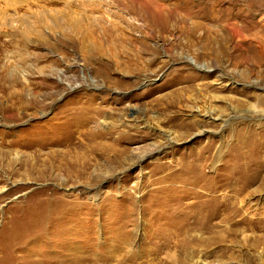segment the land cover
<instances>
[{"label":"rangeland","instance_id":"obj_1","mask_svg":"<svg viewBox=\"0 0 264 264\" xmlns=\"http://www.w3.org/2000/svg\"><path fill=\"white\" fill-rule=\"evenodd\" d=\"M119 1L0 0V264H264V0Z\"/></svg>","mask_w":264,"mask_h":264},{"label":"bare ground","instance_id":"obj_2","mask_svg":"<svg viewBox=\"0 0 264 264\" xmlns=\"http://www.w3.org/2000/svg\"><path fill=\"white\" fill-rule=\"evenodd\" d=\"M120 4V5H119ZM127 4V3H126ZM126 4H124V3H122L121 1H119L118 0V4H117V6L118 7H122L123 8V10H125V11H127L128 13H131V14H136V16H137V20H142L143 22H144V25H143V31H145V32H147L146 34H153V31H154V28L156 27V26H158V27H160L161 29H166V20H165V18H157L155 21H151L152 23H145V22H150V19H147V18H142L140 15H137V13H136V11L133 9V8H131V7H129V6H127ZM70 5V4H69ZM126 5V6H125ZM69 7H71V6H69ZM118 7H117V9H118ZM94 11V10H93ZM30 12V11H29ZM39 14V13H38ZM40 18V17H39ZM54 18V17H53ZM36 19V18H35ZM151 19H152V17H151ZM153 20V19H152ZM39 21V20H38ZM37 21V22H38ZM41 21V20H40ZM155 22V23H154ZM40 23V22H39ZM37 24V23H36ZM76 25V24H75ZM28 26H29V24H28ZM33 26V25H32ZM31 26V27H32ZM36 26V25H35ZM39 26V25H38ZM236 32H237V30H236ZM21 33V32H20ZM234 33V32H233ZM235 37H236V39L239 41V43L241 44V43H244L245 41H246V37L242 34V33H240V32H237V33H235V34H233ZM18 36H19V38L21 39V42L23 43V45H25L26 44V38H25V36H23V35H21V34H18ZM250 38V37H249ZM80 42V41H79ZM263 44V43H262ZM258 48L257 49H255V48H250V46L248 47V49H244V48H240V47H238V49H240L241 50V52L240 53H237V54H235V53H229L228 54V56H229V58H230V61H231V63L235 66V67H239V66H246V65H249V64H252V65H258V64H260L261 62H262V60H263V58H264V44H263V46L261 45V43H260V45H258L257 46ZM250 50V51H249ZM245 52V53H244ZM120 53V52H119ZM222 53H228V52H225V51H223ZM217 54V53H216ZM215 54V52L213 51V50H205V52H204V54L202 55V57H209L211 60H214V57L215 58H217V55ZM226 55V54H225ZM135 56L134 55H130V54H128V53H124V54H121L120 56H119V58H118V61H117V57H115V59H114V61H112V62H109L110 64L109 65H114V64H116L117 63V66L119 67V68H121L122 69V73H124V75L126 74V73H131L132 71H133V69H135V68H133L134 66H131L132 64H131V62H132V60H133V58H134ZM137 58V60L139 61L140 59H141V56H140V54H138V56L136 57ZM200 58V57H199ZM113 59V58H112ZM111 59V60H112ZM132 59V60H131ZM135 65V64H134ZM206 65V64H205ZM116 66V65H115ZM136 66V65H135ZM249 67H247V69H246V71H242V72H239L237 75H236V77L237 78H239V79H241V80H245V79H247V77H248V73L251 71L250 69H248ZM248 71V72H247ZM151 73V72H150ZM260 73V72H259ZM107 80V79H106ZM263 80V79H262ZM257 83V82H256ZM222 84V83H221ZM212 87H214V85L212 84V83H203V84H201L200 86H198V85H193V86H189L188 87V90H190V92H192L191 94H189V95H183V96H181V97H179V98H177V100L175 101V103L174 104H172V105H174V106H176V105H179L178 107H186L189 103H191V102H193V103H198V102H201V100H203V99H205L206 100V94H209V90L212 88ZM192 89V90H191ZM214 89L215 90H223L224 88H218V87H214ZM183 92V91H182ZM181 93V92H180ZM185 94V93H184ZM213 94H215V93H213ZM168 98V97H167ZM221 98V100H222V97H218V96H216V95H212V97H211V99H214V100H216V99H220ZM224 100H225V96H224ZM223 100V101H224ZM227 103V102H226ZM241 103V102H240ZM240 103H238V104H240ZM245 104V103H244ZM181 105V106H180ZM243 105V104H242ZM189 106V105H188ZM190 107V106H189ZM205 107V106H204ZM204 107H202V109H206V108H204ZM230 107V106H229ZM257 107V106H256ZM254 108V107H253ZM181 109H183V108H181ZM180 108H179V110H181ZM188 109V108H187ZM207 109H208V111H207V114L209 115V113L210 112H212V111H216L217 109L216 108H212L211 107V109H209V107H207ZM257 109V108H256ZM186 110V109H185ZM192 111L194 110V109H191ZM201 111V110H200ZM205 111V110H204ZM257 111V110H256ZM181 112V111H180ZM203 112V111H202ZM224 112V111H223ZM228 115H229V113H228ZM210 116V115H209ZM220 117V116H219ZM232 118V117H231ZM199 121V120H198ZM194 122H197V120H195ZM193 122V123H194ZM228 122V120L225 122V123H227ZM230 124L232 123V121H230L229 122ZM196 125V124H195ZM228 125V124H227ZM231 126V125H230ZM208 148H210V146L208 147ZM89 151H92V153H94V152H101V154L103 153V155L104 154H106L107 155V159H109V160H111L112 158H117V156H118V154H117V151H115L114 149H111V148H108L107 147V149H104V151H100V149H99V147H97V148H92V147H90L89 146ZM220 152V151H219ZM101 154H99V156L101 155ZM221 154V153H220ZM131 156V155H130ZM129 156V157H130ZM220 158L222 157V155H220L219 156ZM124 158V157H123ZM202 158V157H201ZM200 161H202V159L200 160ZM131 162H132V160H131ZM135 162V161H134ZM133 162V163H134ZM126 162L124 161V160H118L117 161V164H118V166H121V165H123V164H125ZM88 170V166H85V167H83L81 170H78L79 172H84V171H87ZM212 195V194H211ZM224 199H225V197H224ZM221 214L223 215V216H225V218H224V220L225 219H230V215L229 214H227V208H222V209H220L219 210V212L218 213H212V214H210V215H207V218H206V224H204V226H207L208 228H209V226H211V224H212V222L218 217V216H221ZM200 218H198V221H195L194 223H196V224H194V225H199V220ZM203 225V224H202ZM214 226V225H213ZM205 228V227H204ZM209 230V229H208ZM14 260V259H13ZM13 260H9V261H13ZM28 260V259H27ZM40 261V260H39ZM39 261H35V260H29V262L27 261V263L28 264H39L40 262Z\"/></svg>","mask_w":264,"mask_h":264}]
</instances>
